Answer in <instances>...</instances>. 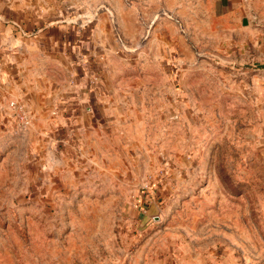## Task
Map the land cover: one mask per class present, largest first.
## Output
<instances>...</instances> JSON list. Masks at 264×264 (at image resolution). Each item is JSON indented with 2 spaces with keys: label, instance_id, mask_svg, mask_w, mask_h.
<instances>
[{
  "label": "rangeland",
  "instance_id": "374dc122",
  "mask_svg": "<svg viewBox=\"0 0 264 264\" xmlns=\"http://www.w3.org/2000/svg\"><path fill=\"white\" fill-rule=\"evenodd\" d=\"M62 2L128 104L0 176V264H264V0Z\"/></svg>",
  "mask_w": 264,
  "mask_h": 264
},
{
  "label": "crops",
  "instance_id": "0c3cea01",
  "mask_svg": "<svg viewBox=\"0 0 264 264\" xmlns=\"http://www.w3.org/2000/svg\"><path fill=\"white\" fill-rule=\"evenodd\" d=\"M62 1L0 0V176L37 175L59 138L76 137L89 152L128 104L113 68L102 70L108 31ZM11 101L31 112L28 131L16 130Z\"/></svg>",
  "mask_w": 264,
  "mask_h": 264
},
{
  "label": "built area",
  "instance_id": "2783aa9c",
  "mask_svg": "<svg viewBox=\"0 0 264 264\" xmlns=\"http://www.w3.org/2000/svg\"><path fill=\"white\" fill-rule=\"evenodd\" d=\"M9 109L18 132H26L32 127L33 116L25 105L18 101H11Z\"/></svg>",
  "mask_w": 264,
  "mask_h": 264
},
{
  "label": "water",
  "instance_id": "95a60500",
  "mask_svg": "<svg viewBox=\"0 0 264 264\" xmlns=\"http://www.w3.org/2000/svg\"><path fill=\"white\" fill-rule=\"evenodd\" d=\"M244 23H245V21H244Z\"/></svg>",
  "mask_w": 264,
  "mask_h": 264
}]
</instances>
